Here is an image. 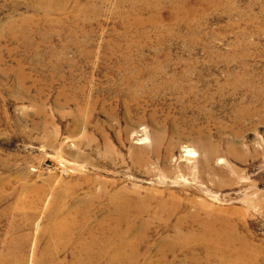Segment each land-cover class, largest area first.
Returning <instances> with one entry per match:
<instances>
[{"label": "rangeland", "instance_id": "obj_1", "mask_svg": "<svg viewBox=\"0 0 264 264\" xmlns=\"http://www.w3.org/2000/svg\"><path fill=\"white\" fill-rule=\"evenodd\" d=\"M122 188L243 210L264 259V0H0V264H85Z\"/></svg>", "mask_w": 264, "mask_h": 264}, {"label": "bare ground", "instance_id": "obj_2", "mask_svg": "<svg viewBox=\"0 0 264 264\" xmlns=\"http://www.w3.org/2000/svg\"><path fill=\"white\" fill-rule=\"evenodd\" d=\"M109 205L106 218L97 222V235L90 243H77L85 264H264L251 226L245 235L239 232L236 216L244 214L241 209L225 210L204 200L183 201L172 192L141 188H122L109 196ZM84 225L55 220L49 233L56 248L72 245L74 238L65 234L84 235ZM153 234L158 238L151 245Z\"/></svg>", "mask_w": 264, "mask_h": 264}]
</instances>
